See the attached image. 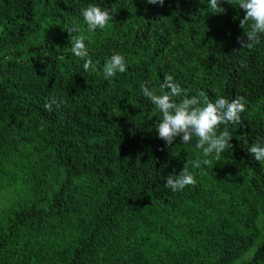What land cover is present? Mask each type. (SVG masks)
Listing matches in <instances>:
<instances>
[{
  "label": "trees",
  "instance_id": "16d2710c",
  "mask_svg": "<svg viewBox=\"0 0 264 264\" xmlns=\"http://www.w3.org/2000/svg\"><path fill=\"white\" fill-rule=\"evenodd\" d=\"M208 2L0 0V264H264V165L248 151L264 142V34L242 49L244 10ZM91 4L116 10L103 29ZM115 53L127 70L106 80ZM166 75L189 97H244L219 159L158 137L141 85L159 94ZM185 164L196 183L166 187Z\"/></svg>",
  "mask_w": 264,
  "mask_h": 264
},
{
  "label": "clouds",
  "instance_id": "9594fccd",
  "mask_svg": "<svg viewBox=\"0 0 264 264\" xmlns=\"http://www.w3.org/2000/svg\"><path fill=\"white\" fill-rule=\"evenodd\" d=\"M221 2L222 0H209L208 7L217 12H223L224 9L220 6ZM147 3L153 5L159 3L163 6L164 0H147ZM228 3L232 5L235 3L245 12L243 18L240 19V27L244 33L237 38L241 48L252 49L260 44V34H264V0H228ZM115 11V9H102L100 6L91 4L82 10V16L90 30L103 29L110 20H113ZM76 31H78L76 28L68 30L71 52L76 57L85 59L88 56L85 37L73 35V32ZM83 67L85 70L90 68L95 70L90 59L86 60ZM126 70L125 57L115 53L107 59L103 67L104 79H111L117 73H124ZM160 89V93L157 94L155 89L141 85L143 95L151 100L161 114L155 125L158 137L166 142V146H171L177 137H180L182 144H188L195 138L197 148L202 149L205 157L214 153L215 158L219 159L221 153L230 147L232 137L228 125L242 123L241 114L246 110L244 97L238 96L229 100L218 96L214 102L210 101L203 92L189 97L187 91L175 82L172 75L164 77ZM62 103L63 100L57 101L55 97H52L45 104V109L52 111L54 104L58 108ZM220 125H224L222 131H218ZM248 151L256 161L264 165V142L258 140L252 144ZM202 163L209 165L211 161L204 159ZM200 165V160L193 164L196 168H199ZM195 183L194 175L185 164L178 175L170 174L166 177L165 186L173 191H178Z\"/></svg>",
  "mask_w": 264,
  "mask_h": 264
}]
</instances>
